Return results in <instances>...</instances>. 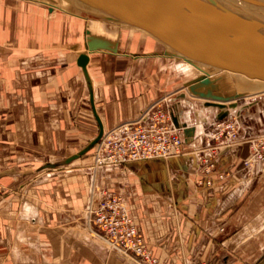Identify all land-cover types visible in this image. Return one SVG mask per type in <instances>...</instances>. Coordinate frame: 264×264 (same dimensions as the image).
Instances as JSON below:
<instances>
[{"label":"crops","instance_id":"obj_1","mask_svg":"<svg viewBox=\"0 0 264 264\" xmlns=\"http://www.w3.org/2000/svg\"><path fill=\"white\" fill-rule=\"evenodd\" d=\"M30 8L0 0V264H139L89 232L87 210L104 192L121 197L159 264H264V159L245 167L250 145L241 143L203 175L191 153L224 111L225 119L241 121L240 142L264 135V95L226 109L208 106L185 88L191 79L176 84L177 68L165 63L156 51L164 46L146 31L64 7L46 9L58 17L45 21ZM82 28L100 35L116 30L128 42L117 54H91L88 65L105 135L167 96L180 124L188 125V114L191 125L202 124L192 140L184 137L187 154L97 171L92 150L68 166L38 170L99 134L77 64L85 51ZM179 59V67L197 66Z\"/></svg>","mask_w":264,"mask_h":264},{"label":"water","instance_id":"obj_2","mask_svg":"<svg viewBox=\"0 0 264 264\" xmlns=\"http://www.w3.org/2000/svg\"><path fill=\"white\" fill-rule=\"evenodd\" d=\"M97 10L102 16L117 22H124L146 29L169 47L164 55L179 57L188 62H199L221 69L227 74H244L249 78L264 81V24L241 17L232 10L214 4L194 0H78ZM264 7V0H246ZM85 51L79 54L77 64L82 68L91 91V103L99 124V134L82 150L58 162L43 164L38 170L57 169L87 155L103 139L105 128L97 112L93 81L88 65L91 54L107 51L117 54L119 44L92 35L85 31ZM252 76V77H251ZM221 77L205 74L192 79L190 93L207 100L208 106L226 109L227 103L235 107L236 102L250 92L223 94L220 91ZM228 115L224 111L220 120ZM177 128L183 129L187 141L193 139L195 127L180 124L172 114Z\"/></svg>","mask_w":264,"mask_h":264},{"label":"built area","instance_id":"obj_3","mask_svg":"<svg viewBox=\"0 0 264 264\" xmlns=\"http://www.w3.org/2000/svg\"><path fill=\"white\" fill-rule=\"evenodd\" d=\"M155 105L137 120L122 124L108 135H104L97 151V155L102 150L104 152V160L100 161L102 164L169 160L182 153L183 129L175 126L171 111H155ZM216 125L217 133L208 135L207 141L217 142L211 151L220 156L223 150L238 144L239 132L234 128L235 122L227 124L220 120ZM221 137L222 141L219 140ZM249 144L253 152L244 161V166H250L264 158V137L253 138ZM198 153H203L205 158V175L210 174L216 168L217 162H210L207 148ZM206 184L211 186L213 181L209 178ZM199 185H204V181L201 180ZM87 217L92 231L104 239L112 250L128 256L134 255L140 264H158V258L146 247L134 218L119 195L104 192L95 207L89 206Z\"/></svg>","mask_w":264,"mask_h":264},{"label":"rangeland","instance_id":"obj_4","mask_svg":"<svg viewBox=\"0 0 264 264\" xmlns=\"http://www.w3.org/2000/svg\"><path fill=\"white\" fill-rule=\"evenodd\" d=\"M8 1H11V2H21V3H25L26 5H28V6H31L32 8H30V9H32V15H34V16H37V17H40L41 19H43V20H45L46 21V19L45 18H47V16L48 17H50L51 16V18H54L55 19V17H58V15L57 16H53L54 15V13L53 14H50L49 15V12L48 11H45L46 9H50V10H52V11H54L55 9H54V7L53 6H51L50 4L51 3H49V2H47V1H45V0H31V1H26V0H8ZM223 1H225L226 3H228V4H232V6H235V7H237V8H239V7H242L243 6V4L244 3H246V1H244V0H223ZM57 10V9H56ZM40 19V20H41ZM59 19H61V18H59ZM35 21H39V20H35ZM37 23V22H36ZM46 23V22H45ZM77 25V24H76ZM53 29H57V28H55V27H52ZM83 29V28H82ZM85 30V28L83 29V31ZM86 31V30H85ZM85 31H84V36H85ZM125 43V42H124ZM120 44H123V43H120ZM124 45V44H123ZM120 46V45H119ZM135 46H137V44L135 45ZM137 47H139L138 48V50L139 49H142V47H140L139 45L137 46ZM144 49V48H143ZM142 49V50H143ZM147 49V48H146ZM145 49V50H146ZM141 50V51H142ZM144 50V51H145ZM149 50V49H148ZM162 57L163 58H166V59H164V60H167V61H165V63H167V64H171L172 65V67H176L177 68V71H176V76H177V80H176V84H178V86L179 87H181V85L183 84V82L184 81H188L189 79H194V78H197L198 76H200V75H203V74H207L208 76H210V77H213V78H216V77H221V80H220V87H221V89H220V91L219 92H221V93H223V94H234V93H237V92H245V91H247V92H250L251 94L249 95V96H246V97H244V98H242V99H239V100H237V102H244L245 101V99L246 98H249V97H253V94H254V96H260V95H264V90L263 89H261V88H259L258 87V85H262V84H264V81H262V80H260V79H254V78H243L240 74H227V75H225V76H223L222 74H223V71L222 70H216V69H213V68H211V67H207V66H202V65H199V64H196L197 66H194V67H179V65H181L183 62L182 61H178V60H176V59H174V58H167V57H165L164 55H162ZM185 63H188V62H185ZM175 74V73H174ZM176 79V78H175ZM190 80V81H191ZM186 88V87H185ZM188 89V88H187ZM189 91V90H188ZM191 97H193V96H191ZM167 96L165 97V99H163L162 101H160V102H158V104L157 105H155V106H157L154 110L155 111H158L159 109H162V111L163 112H166L168 109H167V104H168V100H167ZM193 98H195V99H197L196 97H193ZM201 100H203V101H207V100H205V99H201ZM199 104H201V103H199ZM188 116V124L189 125H191L189 122H191L190 120L191 119H189V114L187 115ZM234 123L235 122V129H236V131H238L239 132V135H240V133H241V130H242V124H241V121H239V120H237V119H225L224 120V123ZM192 123V122H191ZM217 123V122H216ZM216 123H215V125L214 126H212L210 129H208V130H206L205 132H204V141H205V144L203 145V146H200V147H198V148H196L195 150H193L191 153H194L196 156H198L199 157V159H200V164L202 165V167H203V169H202V174L203 175H205V169H206V164L203 162V159H205L204 158V155H203V153H198L199 151H201L202 149H205V148H207V149H209V153H210V155H208L209 156V158H210V162L212 161V162H217V165H216V168L214 169V170H217V166H218V164L220 163V160H221V158H222V152L224 151H222L221 152V154H219L220 156H217L216 154H213L212 153V151H211V148L212 147H214V146H216V144H217V142L215 141V140H212L210 143L207 141V139H208V135H210V134H212V133H217V125H216ZM197 125H199V126H201V128H200V130L199 131H201L202 130V124L201 123H198ZM196 125V126H197ZM230 130V129H229ZM233 132V131H232ZM263 137H264V135H258V136H252V137H248V138H246L243 142H240L239 140H237V143L238 144H243V143H247V144H249V141L250 140H253V138H262L263 139ZM222 138V137H221ZM220 141H222L223 140V138L222 139H219ZM219 141V142H220ZM100 144V143H99ZM99 144L95 147V149H93V151L92 152H95L96 154H95V156H94V168H95V170H99V168L101 167V166H103V165H105V164H102L100 161H102V160H104V157H105V155H104V152H103V150L97 155V151L99 150L98 149V147H99ZM238 144H236V145H238ZM236 145H234V146H236ZM250 145V155H249V157L252 155V152H253V148H252V146H251V144H249ZM208 147H210V148H208ZM233 147V146H232ZM231 148V147H230ZM227 149V148H226ZM90 154V153H89ZM184 154H187L185 151H182V153L179 155V156H182V155H184ZM179 156H176V157H179ZM176 157H174V158H176ZM248 157V158H249ZM174 158H172V159H174ZM247 158V159H248ZM264 159V158H263ZM262 159V160H263ZM170 160V159H169ZM245 167H248V166H245ZM213 170V171H214ZM212 171V172H213ZM222 176V178H225V175H221ZM221 176H220V178H221ZM82 215H83V218H85L84 217V215H85V209L83 210V212H82ZM86 219V218H85ZM87 225H88V229H89V232L90 233H92V235L93 236H95L96 238L98 237L97 235H95L94 233H93V231H92V229L89 227V222H88V217H87ZM99 238V237H98ZM101 240H103V242L104 243H107L104 239H102L101 238ZM106 245H108V243L106 244ZM109 246V245H108ZM110 247V246H109ZM111 248V247H110ZM112 249V248H111ZM130 256V255H129ZM131 256H134V255H131ZM135 257V256H134ZM138 260V259H137ZM159 260V259H158ZM138 262H139V264H140V261L138 260ZM158 264H159V261H158Z\"/></svg>","mask_w":264,"mask_h":264},{"label":"bare ground","instance_id":"obj_5","mask_svg":"<svg viewBox=\"0 0 264 264\" xmlns=\"http://www.w3.org/2000/svg\"><path fill=\"white\" fill-rule=\"evenodd\" d=\"M26 1H31V0H26ZM45 1L51 3L50 5L53 6L55 10L56 9L57 10H60L62 7H64V8H67L68 10H72V11L73 10L74 11L76 10V12H79V14H82L83 13V14L89 15L90 17H93V18L98 17V18H101V19H104V20H109V21H111L113 23H116V24L129 25V26H132V27H134L136 29H140L142 31H146L157 42H159L161 45L164 46L161 49V51L156 50V51H158L159 55L162 56V55H164V53L167 50H169V47L167 45H165L163 42H161L159 39H157L153 34H151L146 29H143L141 27L134 26V25H131V24H128V23L117 22V21L110 20V19L102 16L97 10L90 8L89 6L81 3L78 0H45ZM194 1L202 2V3H206V4H214V5L216 4V5L224 6V7L228 8V9L232 10L236 14L241 15V17L248 18V19H251V20L254 19L257 22H260V23L264 24V7H260L258 5L253 4L252 2H248L246 0H244V1H246V3H244L243 6L242 7H239V8H237L235 6H232V4H228V3H226L223 0H194ZM90 33L92 35H97V36L103 37V38L107 39L108 41H110L113 44H117L118 43L120 45V43H124V42L125 43H128L127 40H125V38H122L123 36L119 35L120 34L119 31H116V30L111 31L110 33H108V35L106 33H104L102 35L98 34L97 32H90ZM165 57H167V58H169V57L170 58H173L171 56H165ZM174 59L180 61L179 57L174 56ZM194 63L200 64V65H204V66H207V67H211L209 65H206V64H203V63H199V62H194ZM211 68L216 69V70H221V69H218V68H215V67H211ZM205 75H207V74H205ZM240 75L243 78L244 77L246 78V76L244 74H240ZM188 83L186 84V88H188V90H189ZM258 87L264 90V84L258 85ZM227 106H229V105H227ZM189 126L195 127V129H196V125H189ZM93 233L99 237V238L97 237L99 240H101V237L98 234H96L95 232H93ZM105 244H107V243H105Z\"/></svg>","mask_w":264,"mask_h":264}]
</instances>
